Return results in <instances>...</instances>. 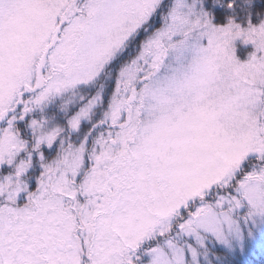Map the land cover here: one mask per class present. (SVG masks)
<instances>
[{
  "label": "snow or ice",
  "instance_id": "obj_1",
  "mask_svg": "<svg viewBox=\"0 0 264 264\" xmlns=\"http://www.w3.org/2000/svg\"><path fill=\"white\" fill-rule=\"evenodd\" d=\"M257 252L264 0H0V264Z\"/></svg>",
  "mask_w": 264,
  "mask_h": 264
},
{
  "label": "rangeland",
  "instance_id": "obj_2",
  "mask_svg": "<svg viewBox=\"0 0 264 264\" xmlns=\"http://www.w3.org/2000/svg\"><path fill=\"white\" fill-rule=\"evenodd\" d=\"M219 8V6H217ZM233 47L235 49V54L237 58L241 61L244 62L247 60L248 55L251 51H253L254 46L249 43V44H244L242 38H238L233 42Z\"/></svg>",
  "mask_w": 264,
  "mask_h": 264
},
{
  "label": "trees",
  "instance_id": "obj_3",
  "mask_svg": "<svg viewBox=\"0 0 264 264\" xmlns=\"http://www.w3.org/2000/svg\"><path fill=\"white\" fill-rule=\"evenodd\" d=\"M209 10H211L215 17L219 18L227 14V12L224 9L221 8H210V5H206ZM253 264H264V255H261L259 252H257L253 257Z\"/></svg>",
  "mask_w": 264,
  "mask_h": 264
}]
</instances>
